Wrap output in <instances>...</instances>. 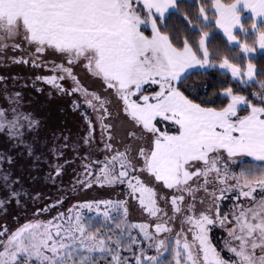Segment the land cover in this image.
<instances>
[{"label": "snow or ice", "instance_id": "6c2138e0", "mask_svg": "<svg viewBox=\"0 0 264 264\" xmlns=\"http://www.w3.org/2000/svg\"><path fill=\"white\" fill-rule=\"evenodd\" d=\"M209 3L215 27L232 45L230 51L239 49L236 60L250 61L256 46L264 50V0ZM176 8L177 0H0V51L27 45L37 59L46 53L58 56L63 63L52 62L55 74L37 79L61 93L83 96L87 107L98 113L109 152L113 145L112 125L105 123L112 115L108 96L120 103V111L134 129L127 134L132 143L94 162L99 166L95 183L125 184L144 212L160 221L154 231L146 223L128 224L127 201L81 203L47 222L26 223L14 232L0 229V264H130L121 251H132L138 243L131 229H138L157 253L149 256L141 248L139 255L134 254L135 264H264V81L259 82L261 91L252 93L258 103L227 87L220 93L226 100L220 107L196 103L178 86L189 74L195 75V69L218 66L240 84L255 82L264 72L258 73L251 62L246 66L233 62L228 55L220 56L218 65L211 63L208 32L202 33L195 49L186 38L182 47L176 46L158 24ZM207 12L200 7L204 21L209 20ZM245 12L250 14L251 29L244 27ZM142 26H150V34ZM237 32L252 36V45L247 39L241 42ZM75 67L100 81L108 96L84 88ZM65 79L73 81L71 90L60 83ZM145 85H156L158 90L146 95ZM13 113L6 120L0 110V131L7 128L18 136L21 117ZM84 116L90 129L87 143L93 124L87 113ZM23 119L29 128L38 124L28 116ZM241 157L251 159H237ZM233 163L241 169L238 173L230 170ZM61 167H56L57 176ZM90 168L85 165L87 176L93 175ZM140 174H147L161 191ZM79 183L92 186V181ZM164 189L169 192L163 193ZM200 192L205 196L198 203L203 206L207 200V207L197 208ZM226 199L233 203L222 212L221 202ZM161 201L170 205L171 215ZM84 209L99 219L83 215ZM113 209H123L119 219L112 215ZM176 220L181 228L174 242L160 239L161 233H172L169 222ZM216 227L227 233L222 247L210 237ZM165 254L171 259H162Z\"/></svg>", "mask_w": 264, "mask_h": 264}, {"label": "rangeland", "instance_id": "374dc122", "mask_svg": "<svg viewBox=\"0 0 264 264\" xmlns=\"http://www.w3.org/2000/svg\"><path fill=\"white\" fill-rule=\"evenodd\" d=\"M174 10L175 9L170 10L169 13ZM167 14L168 13L165 14V17ZM249 15V13H243L245 18H247ZM204 22L209 24L211 20L209 19L208 21ZM213 23L215 24V21H213ZM143 28L149 29L151 31L150 26H142V29ZM217 30L223 34L221 29L217 28ZM223 36L226 38L224 34ZM256 47L257 50L251 54V57L256 56L257 53H264V50H260L258 46ZM20 59L27 60L29 62H15L16 60ZM34 60L36 61V64H39L40 66H34L32 62ZM52 62H55L56 64L63 63V61L58 56H55L51 53L43 54L39 57V59H37V57L34 55V50L27 45H22L20 49L13 50L11 47H9L3 51H0V110L5 112L6 120H11L13 118V110H15V115L21 117L20 135L13 136L7 128H5L4 131H0V184L3 185V190H6L7 193V196L4 198L0 194V201L4 202V206L5 203H9L11 199H15L16 197V209H29L26 211V213H23L25 214L24 218L20 220L19 223H8L10 219L7 217L9 211L7 208H3L2 206L0 207V222L6 219V223L9 224L7 227L8 231L14 232L26 223H34L37 221L47 222L61 212L67 215L68 210L73 208L74 205L85 202L111 200L127 201L126 206L128 208V224L146 223L151 226L150 230L154 231L155 223L160 221L156 220V218L148 216V214L144 212V210L139 206L138 202L128 195L129 190L125 184H117L115 186H101L100 184L95 183V177L99 174V166L94 162L103 161L105 157H110L111 155L115 154L116 151H124L125 146L132 143L127 134L129 131L134 129L131 125V122L128 121L120 111V103L113 97L108 96V93L103 91L101 82L91 77L82 67H75L73 69L74 74L80 81V84L90 92H97L103 96H108V98L112 100V103L108 106L109 112H111L112 115L108 120L105 121V123L112 125L110 131L112 135L111 144L113 145V150L109 152L104 147L105 143L108 141L106 134H102L100 122L97 119L98 113L93 112L92 109L87 107L84 102V98L80 93H74L72 98L65 93L70 98V100L67 101L68 105L71 106L72 99H74L76 106L78 105V108H82L83 114L87 113L88 118L92 121L93 130L91 132V139L85 143V140L89 137L90 132L87 120L83 119L85 116L79 117V119L77 118L73 122L72 120L68 121L67 126L64 128L65 133L57 135L52 142L46 143L47 148L43 158L41 159V163L43 165H41V169L39 171L36 170L34 174H32L33 177L37 178L41 176L44 178L47 187H49L47 188L48 191L50 194L53 193L54 197L47 200L45 206L39 208L38 203L32 202L30 203L32 207H28L29 205L26 204L29 203L27 202L29 197L27 198V196H24L25 194L21 195L22 192H17V194L14 195L16 192L12 191L11 189L12 179H10L12 172L7 170L5 165H8V163L14 164V162H12V157L16 156V154L19 152H24L30 157L32 150L30 144L28 143V136L36 132V130L40 127V118L37 117V111L34 107L39 104L35 102L33 103V100H23L24 98L22 96V91L25 89V87L27 88V85L31 86L33 90H37V92H39V95H43L46 104H49V106L52 107L56 103V99L60 98L61 92L49 84L46 90H43L40 86V84H43V79H37L38 77H50L55 74L51 70ZM208 69L212 68L195 69L193 71H204ZM214 69H218L224 73H227L226 70L220 69L218 66L214 67ZM227 74L231 76L230 73ZM60 82L64 86V89L67 90H71L74 86L73 81L70 79H65ZM145 89L146 91L144 94L152 95L154 90H158V86L145 85ZM76 113L78 116V112ZM24 116H28L31 119L38 121V124L29 128L27 121L23 119ZM237 159L250 160L251 158L241 157ZM85 165L91 166L90 170L93 173L92 176L86 175ZM57 166H62L59 176L55 174ZM230 170L238 173L241 169L233 163L230 164ZM140 175L146 183H150L151 186L156 187L158 192L161 191L160 186L152 182L151 178L148 177L147 174ZM5 177H7V180L4 179ZM79 181H92V186L86 187L84 184L79 183ZM28 182L31 183L32 180H28ZM168 192L169 190L167 189L163 190V193ZM257 195H259V193H257ZM204 196L205 194L203 192L197 193V208L208 206L207 200L203 206L198 203L199 198ZM20 197L25 198L22 199ZM34 199H36V201H40V198L38 197ZM58 200L62 201V203L57 204L56 207H51V205L56 204ZM232 203L233 201L231 199L222 201L221 211L224 212L229 210L232 206ZM160 205L161 207H165L166 210H169V215H171L170 205L166 206L163 201L160 202ZM44 208H47L48 210L41 211V209ZM82 212L83 215L92 217L94 221L99 219L96 217L94 212H89L87 209L82 210ZM122 214L123 209L112 210V215L117 219H119ZM114 223L115 221L112 222L113 226ZM169 226L173 229L172 233H161L159 238L168 239L169 242H174L175 234L179 232L181 228L180 221H170ZM186 227L187 226H185V228ZM101 230L104 232L108 231L107 228H102ZM131 233L133 237L137 238L138 243L136 245H132V251H121V255L123 257L129 258L130 264H135L134 254L139 255L141 248H143L146 255H157L154 247H148L149 242L143 239V236L138 229H131ZM226 236L227 233L219 227L213 228L210 232L212 242L218 247H222L223 239ZM0 239L3 238L0 237ZM123 239L125 240V243H127V234H125ZM190 239L191 236L189 235V240ZM162 259L170 260L171 256L165 254V257H162ZM100 264H104V262L101 261Z\"/></svg>", "mask_w": 264, "mask_h": 264}, {"label": "trees", "instance_id": "16d2710c", "mask_svg": "<svg viewBox=\"0 0 264 264\" xmlns=\"http://www.w3.org/2000/svg\"><path fill=\"white\" fill-rule=\"evenodd\" d=\"M201 6L208 9L207 15L211 20L209 24H206L202 18L199 17V9ZM212 17L213 12L211 11L209 0H178L177 8L167 14L163 23L158 21V24L161 27V31L167 33L172 38L173 43L178 47H182V41L186 38L195 49L202 33L208 32L209 39L206 42V46L209 52L212 53L211 63L213 64L218 65L219 57L228 55L233 59V62L241 63L242 66H246L247 63L251 62L256 66L258 73L264 72V53H257L256 56L251 57L250 61L249 59L236 60V52H239V49H236V52L230 51L232 46L228 43L223 34L217 30ZM243 23L245 28L250 29L252 20L247 17L244 19ZM143 30H145L146 34H150L149 29L143 28ZM237 37L242 42L247 39L250 45L253 43L252 36L245 38L243 33L237 32ZM195 73V75L189 74L183 84L178 86L181 91H185V94L196 103H201L203 106L208 107H220L222 104L226 103V100L220 93L227 87H232L235 92L248 96L254 103H258V100L252 96V93L261 91L259 82L264 81V75H257L255 82L240 84L238 81L233 80L229 74L214 68L204 71H195ZM189 86H193V88ZM40 95L37 90H33V88L28 85L27 88L25 87L22 91L23 100H33V103L39 104L34 107L37 111V117L40 118V127L36 132L28 136V143L30 144L32 153L29 157L26 153L19 152L16 156L12 157V162H14V164L8 163V165H5L7 170L12 172L10 178L12 179L11 189L16 192L15 195L17 192H22L21 195L25 194L24 196H27V198L29 197L27 200L29 203L26 204L29 205L28 207H32V205H30L32 202L38 203L39 208L45 206L47 200L53 198L54 194H50L48 191L47 188L49 187H47L44 178L41 176L36 178L33 177L32 174H34L36 170L39 171L41 165H43L41 159L47 148L46 143L52 142L57 135L64 134V128L67 126L68 121L72 120L73 122L75 119H79V115H76L77 111L73 110L72 103L71 106L67 103V101L70 100L67 96L68 94L61 93L60 98H55L57 101L56 103L54 102L55 104L52 107L46 104L44 96L41 95V97ZM240 114L245 115L247 113L241 111ZM28 180H32V182L29 183ZM3 188V185L0 184V191L2 190L0 194L4 198L7 196V193ZM36 197L40 198V201H36V199H34ZM20 198L23 199L25 197ZM3 208H7L9 211L7 215L8 219L10 218L8 223H19V221L24 218L25 214L23 213L29 210H24L23 208H21L22 210L16 209V197L15 199H11L9 203H5ZM6 222V219L2 220L0 222V228L3 229L4 227H8L9 224Z\"/></svg>", "mask_w": 264, "mask_h": 264}, {"label": "flooded vegetation", "instance_id": "af4514ba", "mask_svg": "<svg viewBox=\"0 0 264 264\" xmlns=\"http://www.w3.org/2000/svg\"><path fill=\"white\" fill-rule=\"evenodd\" d=\"M42 83L43 84H40V86H41V88L44 90H46V88H47V86H48V84L44 81V80H42ZM61 83V82H60ZM62 84V83H61ZM63 86V85H62ZM63 88H64V86H63ZM74 94V93H73ZM72 94V95H73ZM72 95H68V96H70L71 98H72ZM72 107H73V110L74 111H77L79 114V117H84V114H83V109L82 108H78L77 106H76V104H75V100L74 99H72ZM83 119H85V118H83ZM86 120V119H85ZM84 120V121H85Z\"/></svg>", "mask_w": 264, "mask_h": 264}]
</instances>
